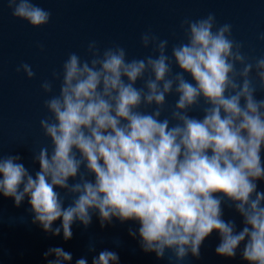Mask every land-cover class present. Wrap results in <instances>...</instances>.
I'll return each mask as SVG.
<instances>
[{
    "label": "clouds",
    "instance_id": "obj_1",
    "mask_svg": "<svg viewBox=\"0 0 264 264\" xmlns=\"http://www.w3.org/2000/svg\"><path fill=\"white\" fill-rule=\"evenodd\" d=\"M7 6L33 29L51 19L33 0H7ZM181 28L184 41L170 54L169 41L151 30L140 36L141 47L151 49L142 58L129 59L119 45L101 50L96 41L85 58L70 53L40 86L47 115L39 126L51 151L33 150L34 174L19 155H0V196L14 207L27 198L32 223L53 237L62 232L64 241L72 238L73 223L86 228L96 212L102 227L113 218L138 222V233L129 235H138L142 250L157 259L166 253L177 264L198 258L216 232L217 256L234 258L239 250L246 264H264V191L258 190L264 98L256 96L264 93V56H246L232 25H217L214 13L185 19ZM16 71L28 80L36 75L29 63ZM169 95L176 101L164 115ZM225 204L241 218L239 231L234 219H223ZM49 256L47 264L72 260L63 247L49 248L43 257ZM118 261L115 251L104 249L92 264ZM75 264H88L87 258Z\"/></svg>",
    "mask_w": 264,
    "mask_h": 264
},
{
    "label": "water",
    "instance_id": "obj_2",
    "mask_svg": "<svg viewBox=\"0 0 264 264\" xmlns=\"http://www.w3.org/2000/svg\"><path fill=\"white\" fill-rule=\"evenodd\" d=\"M33 3L51 12L49 23L42 28L33 29L14 19L7 0H0V155H19L20 162L33 174L39 170V165L33 163V150L38 152L48 146L51 151L50 142L39 126L40 119L47 115L44 108L47 97L41 91V83L50 80L53 72H60L70 53L85 58L89 42L96 41L101 50L119 45L127 50L129 59L142 58L151 54V49L141 47L140 36L151 30L160 39L169 41L170 54L173 45L184 41L185 29L181 24L185 19L214 13L217 25H232V38L243 45L246 56H264V40L258 39L264 33V0H33ZM22 63L32 65L36 73L33 79L17 73ZM142 85L143 81L137 82V87ZM58 89L59 80L54 84V92ZM256 96L262 99L264 93L257 92ZM175 101L176 97L169 95L164 115L170 114ZM190 114L201 116L202 111L193 110ZM258 190L264 191V181L258 182ZM70 203L68 198L64 206ZM223 208V219H234L239 231L241 218L227 204ZM32 220L27 198L14 207L11 198L0 196V264H47L54 256L46 260L43 254L53 247H63L72 253L69 264H75L80 257H86L88 264H92L93 257L104 249L119 255L118 264H177L174 258L170 259L171 253L157 259L154 253L142 250L138 235H129L130 231L138 233L139 223L135 221L122 223L113 218L102 227L98 213L93 212L90 225L85 228L73 223L72 238L64 241L62 232L53 237ZM60 223L55 221L53 228ZM219 242L218 233H211L201 245L200 256L189 255L180 264H246L239 250L234 258L217 256L215 248ZM90 244L95 251H89Z\"/></svg>",
    "mask_w": 264,
    "mask_h": 264
}]
</instances>
